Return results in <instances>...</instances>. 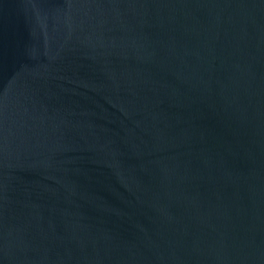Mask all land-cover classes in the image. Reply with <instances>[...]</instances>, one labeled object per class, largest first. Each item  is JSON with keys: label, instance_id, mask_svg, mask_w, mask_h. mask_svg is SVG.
Wrapping results in <instances>:
<instances>
[{"label": "water", "instance_id": "water-1", "mask_svg": "<svg viewBox=\"0 0 264 264\" xmlns=\"http://www.w3.org/2000/svg\"><path fill=\"white\" fill-rule=\"evenodd\" d=\"M0 264H264V0H0Z\"/></svg>", "mask_w": 264, "mask_h": 264}]
</instances>
